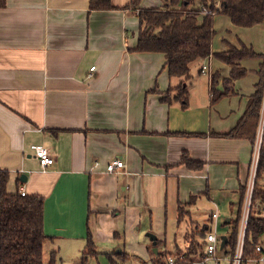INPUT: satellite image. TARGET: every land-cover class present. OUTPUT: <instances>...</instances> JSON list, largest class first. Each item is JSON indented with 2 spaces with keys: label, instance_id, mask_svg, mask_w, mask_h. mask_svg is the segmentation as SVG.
<instances>
[{
  "label": "crops",
  "instance_id": "0c3cea01",
  "mask_svg": "<svg viewBox=\"0 0 264 264\" xmlns=\"http://www.w3.org/2000/svg\"><path fill=\"white\" fill-rule=\"evenodd\" d=\"M88 3L5 0L0 8V171L8 175L6 190L43 198L50 253L81 251L90 236L95 254L119 249L128 260L138 257L132 247L142 223L169 206L176 221L181 207L186 214L180 221L189 218L195 228L183 236L184 251L176 246V252L198 248L211 213L219 219L215 198L227 200L238 217L253 145L223 135L243 117L255 91L263 27H237L222 14L212 16L211 53L190 64L182 106L172 89L180 80L169 78L164 55L135 51L136 13L163 2L111 0L108 11H89ZM242 48L258 56L241 60L244 76L226 87L230 66L218 55ZM31 145L43 146L54 159L44 172ZM183 154L201 166L187 168ZM113 159L124 167L107 173ZM203 199L212 206L208 214L193 216ZM235 220L221 224L220 237L227 239ZM147 235L152 248L166 247L165 240L153 243Z\"/></svg>",
  "mask_w": 264,
  "mask_h": 264
},
{
  "label": "trees",
  "instance_id": "16d2710c",
  "mask_svg": "<svg viewBox=\"0 0 264 264\" xmlns=\"http://www.w3.org/2000/svg\"><path fill=\"white\" fill-rule=\"evenodd\" d=\"M162 2L161 8L138 10L136 13L139 33L135 51L155 52L164 55L165 68L169 78L180 80L176 87L178 89L176 98H179L182 106H185L187 94L185 81L189 77L190 64L209 57L214 34L212 17L199 16L192 9L194 5L199 3L214 11L215 15L226 16L237 27L249 28L261 25L264 32V0H162ZM216 5H218L217 9H215ZM4 6L5 0H0V8ZM112 9L114 8L111 5V0H89L88 3L89 11ZM257 56L248 48H242L240 51L231 49L225 54L218 55L223 62L230 66V79L225 82V86L229 87L232 81L244 76L245 70L239 66L241 60ZM258 57L261 58L259 80L253 95L248 100L245 114L230 132L223 135L231 138H246L251 141L252 145L264 91V54ZM180 162L189 169H197L201 166L200 163L190 160L185 154L182 155ZM262 173H264L263 146L260 150L256 180ZM7 177L6 172L0 171V264H53L54 252L50 253L47 263L43 260V245L47 240H50L43 232V198L34 195L21 196L18 191L7 192ZM243 192L244 188L238 207V217L224 244V247L228 248L226 254L229 257L233 255L236 243ZM256 193L255 184L252 204ZM262 195L264 200V192ZM185 214L186 212L178 207L177 221H180ZM263 242L264 218L256 216L250 211L243 243V258L255 257V246ZM197 247H193V250L187 252L177 251L166 254L157 252L151 256L148 264H167L168 257L177 259L174 264H190L191 257L202 253L204 240ZM86 252L95 255L94 243L90 236L87 237L83 255ZM106 256L109 264H125L128 260V255L125 252ZM179 256H184V259L180 260Z\"/></svg>",
  "mask_w": 264,
  "mask_h": 264
},
{
  "label": "rangeland",
  "instance_id": "374dc122",
  "mask_svg": "<svg viewBox=\"0 0 264 264\" xmlns=\"http://www.w3.org/2000/svg\"><path fill=\"white\" fill-rule=\"evenodd\" d=\"M162 1V0H161ZM207 66V63H203ZM202 64V65H203ZM180 83V82H179ZM178 86V85H177ZM175 86L173 91L178 95V89ZM264 134V131H263ZM264 139V138H263ZM262 139V144L264 143ZM263 146V145H262ZM262 148V147H261ZM257 193L254 197L252 204V213L254 215L264 217V200L262 193L264 192V173L260 174V177L255 181ZM214 202L217 204L219 219L216 222L215 232L217 235H224L225 230L221 224L226 219H234L237 216L235 208L230 211L229 203L227 200L215 198ZM234 200V204H235ZM210 206L206 199L201 200L191 209V214L195 217H206L208 214ZM174 209H171V206L164 213L160 211L159 213H153L151 215V220L148 222H143L139 231L137 232V241L132 247V251L138 257H133L127 260L125 264H148L149 260L147 257L153 256L154 250H157L159 254L172 253L176 252L174 248L176 246L179 250L184 251L186 248V243H184V234L191 233L195 231L193 224H190L189 218H184L182 221L177 222L175 219ZM151 234L154 237L165 240L166 247L159 244L156 248L150 246V242L146 239L145 234ZM188 240V239H187ZM130 242L127 241L125 247L129 249ZM147 248V249H146ZM52 249H50V244L45 243L43 246V260L46 263L48 261L49 254ZM57 252L53 255V264H109L108 259L104 251H100L95 255L91 253H84L85 249L81 251L66 249L65 251L58 252V249H55ZM115 252V251H114Z\"/></svg>",
  "mask_w": 264,
  "mask_h": 264
},
{
  "label": "built area",
  "instance_id": "2783aa9c",
  "mask_svg": "<svg viewBox=\"0 0 264 264\" xmlns=\"http://www.w3.org/2000/svg\"><path fill=\"white\" fill-rule=\"evenodd\" d=\"M218 5H216V8ZM199 16H214L215 12L204 7L201 4L197 3L192 8ZM94 67L90 69L93 71ZM207 66L203 65L200 69L202 75L206 74ZM264 131V91L262 103L259 111L258 124L256 129V134L252 146V154L249 164V171L244 183V192L242 199V206L240 211V219L238 224L237 238L234 247V252L231 257H229L225 251V247H221V237L216 234L215 226L218 218L217 212L211 213V224L208 228V231L205 232L204 236V247L200 255L191 257L189 262L190 264H264V244L259 243L255 246L256 256L252 258L245 259L243 258V243L247 228V220L249 213L252 209V198L255 188L256 181V172L258 167V162L260 158V150L262 147ZM30 150L33 156L37 159L41 171H45L48 167L52 166L54 163L53 157L48 153L47 149L41 145H31ZM124 167V163L120 159H113L106 166L107 173H116L117 170H120ZM21 196L25 195V192L22 190L19 192ZM180 260L184 259V256L178 257ZM177 261L174 257H168L167 264H174Z\"/></svg>",
  "mask_w": 264,
  "mask_h": 264
},
{
  "label": "water",
  "instance_id": "95a60500",
  "mask_svg": "<svg viewBox=\"0 0 264 264\" xmlns=\"http://www.w3.org/2000/svg\"><path fill=\"white\" fill-rule=\"evenodd\" d=\"M147 237H148V239H149L150 241H152L153 243H155V241H156V237H154V236L151 235V234H148ZM221 240H222V242H221V247H223L224 244H225V242H226V237H225V236H222V237H221ZM120 252H121V251H120L119 249L115 251L116 254H119ZM155 252H156V251L154 250V253H155Z\"/></svg>",
  "mask_w": 264,
  "mask_h": 264
}]
</instances>
